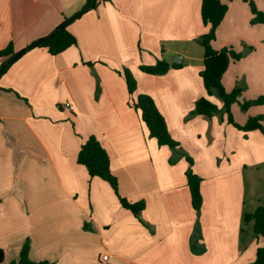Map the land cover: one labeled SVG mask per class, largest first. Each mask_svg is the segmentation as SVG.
Segmentation results:
<instances>
[{
    "label": "crops",
    "instance_id": "obj_1",
    "mask_svg": "<svg viewBox=\"0 0 264 264\" xmlns=\"http://www.w3.org/2000/svg\"><path fill=\"white\" fill-rule=\"evenodd\" d=\"M252 1L264 13L258 5L264 0ZM86 2L0 0V51L13 43L18 53L49 36ZM224 2L228 12L213 46L247 53L232 61L223 76V85L232 91L241 77L247 78L242 63L258 53L264 60V23L253 22L248 0ZM201 9L202 0L100 2L69 25L76 45L55 56L35 47L0 77L4 264L18 261L27 239L32 260L54 264L255 261L254 222H245L244 216L257 209L253 204L247 209V176L256 185L264 164V134L237 129L223 112L192 114L207 95L200 75L204 48L197 40L209 27ZM226 25L231 35L224 34ZM181 53L183 67L165 75L141 70L159 60L174 63ZM4 61L0 58V67ZM125 68L138 83L133 96ZM141 94L154 99L171 136L203 178L202 239L195 242L202 253L192 249L197 214L186 176L189 162L151 136L131 103ZM210 100L220 108L216 96ZM248 118L236 122L244 125ZM92 135L110 157L122 196L145 202L144 223L121 205L108 182L78 164L81 147Z\"/></svg>",
    "mask_w": 264,
    "mask_h": 264
},
{
    "label": "trees",
    "instance_id": "obj_2",
    "mask_svg": "<svg viewBox=\"0 0 264 264\" xmlns=\"http://www.w3.org/2000/svg\"><path fill=\"white\" fill-rule=\"evenodd\" d=\"M103 1L106 2L111 0H87L85 6L80 11L61 23L49 36L43 38L44 41L36 47L46 48L51 55L55 56L76 45L77 38L68 30L69 25L76 19L80 18L88 10L95 8ZM248 1L253 14H255L253 22L264 23V14L257 10L256 5L252 0ZM201 12L203 23L209 27L208 33L202 35L197 40L204 48V69L201 71L200 75L207 95L201 97L196 102L192 114L212 117L214 114L220 112L219 107L210 100L211 96H217L223 103V113L226 114L229 124L244 132L259 130L264 134V126L262 122L263 116L261 115L249 117L244 125L236 122L232 109L233 106L239 102V97L243 93V88L236 87L232 91H228L223 85L222 79L225 72L228 70L230 63L242 58L241 53H237L231 48L217 50L213 46V42L216 39V31L228 12V4L224 2V0H202ZM16 54L17 52L14 49L13 43H10L5 49L0 51V58L5 59L0 67V77L21 58L9 62ZM181 67H183L182 64L159 60L154 65H142L141 70L150 75H165L171 68ZM123 75L127 82L129 94L133 96L137 90V80L131 70L127 68L123 70ZM131 103L137 111H140L141 117L148 127L151 136L158 140L159 145L168 146L174 152L181 153V155L185 156L189 162L186 176L191 193L192 206L197 214V222L191 242L193 251L202 253L204 250L197 251L195 249V242L202 239L200 216L204 204V197L201 190L203 178L194 172L192 168L194 165L193 159L181 152L180 143L171 136L166 120L158 110L154 99L148 94H141L136 99L133 98ZM262 105H264V95L246 102L243 104V108L247 110L250 107ZM171 162H173V160ZM78 164L84 166L91 177H99L108 182L118 196L121 205L125 209L131 211L136 218L143 222L142 213L145 209V202H131L122 196L119 179L111 169L110 157L98 137L95 135L90 136L82 145L78 155ZM244 221L254 222V233L259 244L256 259L251 264H264V205L257 207L253 213H246ZM4 261L5 253L3 250H0V264H4ZM11 264L54 263L49 261L36 262L32 260L30 257V239H27L21 250L18 261Z\"/></svg>",
    "mask_w": 264,
    "mask_h": 264
},
{
    "label": "rangeland",
    "instance_id": "obj_3",
    "mask_svg": "<svg viewBox=\"0 0 264 264\" xmlns=\"http://www.w3.org/2000/svg\"><path fill=\"white\" fill-rule=\"evenodd\" d=\"M112 1V0H111ZM259 7L264 9L263 4H258ZM264 11V10H263ZM264 14V13H263ZM233 30L230 29L229 25H226L224 29L225 35H231ZM259 28L257 31L258 38L260 37ZM259 50V47H257ZM260 51V50H259ZM247 55L245 52L242 53V57ZM242 70L247 73V78L241 77L242 79L238 81L236 87L243 88V93L239 97V102L233 106L232 112L234 118L238 122L244 121L248 117H254L261 115L263 116V126H264V106H254L245 110L243 108V104L246 102L256 99L261 95H264V60L262 59L261 53L257 54V57L254 59L250 57L247 59L242 65H240ZM233 68L230 73H233ZM216 98L220 101V112H223V103L219 97ZM218 106V105H217ZM261 136V135H260ZM259 151V150H258ZM261 151V150H260ZM259 179L256 182V185L253 186L252 177L247 176L248 190H247V209L249 211V204L252 207L256 205V207L264 205V164L261 165L260 171L258 172ZM255 195V196H254Z\"/></svg>",
    "mask_w": 264,
    "mask_h": 264
},
{
    "label": "water",
    "instance_id": "obj_4",
    "mask_svg": "<svg viewBox=\"0 0 264 264\" xmlns=\"http://www.w3.org/2000/svg\"><path fill=\"white\" fill-rule=\"evenodd\" d=\"M51 37V36H50ZM44 41V39H40L36 42H34L33 44H31L28 48H26L23 51L18 52L15 56L12 57V59L9 62H13L14 60L22 57L23 55H25L30 49L40 45L42 42ZM183 54H177L174 58H173V62L176 64H181L183 61Z\"/></svg>",
    "mask_w": 264,
    "mask_h": 264
},
{
    "label": "built area",
    "instance_id": "obj_5",
    "mask_svg": "<svg viewBox=\"0 0 264 264\" xmlns=\"http://www.w3.org/2000/svg\"><path fill=\"white\" fill-rule=\"evenodd\" d=\"M66 107L69 108L70 110H74V108H75V107H74L73 105H71V104H66ZM103 259H104L105 261H107V260H109V256H108V255H104Z\"/></svg>",
    "mask_w": 264,
    "mask_h": 264
}]
</instances>
